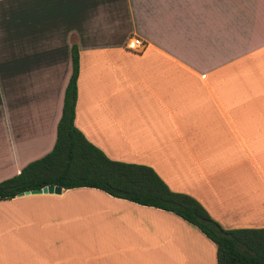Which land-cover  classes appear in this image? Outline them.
<instances>
[{"label": "crops", "instance_id": "1", "mask_svg": "<svg viewBox=\"0 0 264 264\" xmlns=\"http://www.w3.org/2000/svg\"><path fill=\"white\" fill-rule=\"evenodd\" d=\"M134 39L143 45L131 49ZM73 45L74 123L91 143L152 167L224 229L264 227V207L260 222L239 212L256 191L264 205V0H0V181L53 148ZM71 198L94 200L82 205L91 241L44 243L16 260L7 243L2 260L217 264L198 227L95 188L0 200V233L21 228L31 203Z\"/></svg>", "mask_w": 264, "mask_h": 264}, {"label": "trees", "instance_id": "2", "mask_svg": "<svg viewBox=\"0 0 264 264\" xmlns=\"http://www.w3.org/2000/svg\"><path fill=\"white\" fill-rule=\"evenodd\" d=\"M72 72L63 97L53 148L13 177L0 181V200L57 185L95 188L106 194L170 211L198 227L217 248V264H264V227L224 229L194 197L169 188L150 166L110 159L75 126L79 55L71 48Z\"/></svg>", "mask_w": 264, "mask_h": 264}, {"label": "rangeland", "instance_id": "3", "mask_svg": "<svg viewBox=\"0 0 264 264\" xmlns=\"http://www.w3.org/2000/svg\"><path fill=\"white\" fill-rule=\"evenodd\" d=\"M256 174L258 175L257 171ZM259 180L260 179H258V181ZM255 194L258 196L261 192L256 191ZM82 200L83 199L76 201V199L71 198L59 202L57 201L51 205L46 203V206L44 203H31L27 208L28 211L25 210L21 216V218H24L20 222L21 228L16 227L9 233H0V246H6L7 243H9V245L13 244L14 249L9 252V255L11 257L13 254L16 260L24 257H38L39 247L43 246L44 243L69 241L86 243L87 241H91V238L94 236L88 233L89 228L87 227L88 222L86 218L88 210L82 205L84 202L89 204L94 202V200ZM253 204H250L248 211H239L240 215L242 216L243 213H246L249 218L251 213L254 212L252 209L256 210ZM76 209L77 211L79 209L78 218L73 216L74 219L70 220V213L75 215ZM257 210L259 211V209ZM261 220L262 218L258 216V218L255 217L253 221L260 222ZM76 224H78L77 233H75ZM93 226L90 229L91 232L94 231ZM72 229L73 234H70ZM7 254L8 251L6 248L4 250L0 249V264H6L2 258H6ZM48 255L49 254H47V256Z\"/></svg>", "mask_w": 264, "mask_h": 264}, {"label": "water", "instance_id": "4", "mask_svg": "<svg viewBox=\"0 0 264 264\" xmlns=\"http://www.w3.org/2000/svg\"><path fill=\"white\" fill-rule=\"evenodd\" d=\"M62 187L57 185H46L42 188L33 189V190H26L21 192L19 195H27V194H60L62 192Z\"/></svg>", "mask_w": 264, "mask_h": 264}, {"label": "bare ground", "instance_id": "5", "mask_svg": "<svg viewBox=\"0 0 264 264\" xmlns=\"http://www.w3.org/2000/svg\"><path fill=\"white\" fill-rule=\"evenodd\" d=\"M253 195H255V198L257 199L258 198V196L256 195V194H254V192H253ZM260 199H262V198H260ZM258 200H259V198H258ZM264 200V199H263ZM258 202H260V201H258ZM262 203H263V201H262ZM254 205V208H256V210L255 209H252L254 212H252L251 213V215H250V217H256V218H258V216H259V214H261V213H259V212H261L260 210H261V207H264V205H261V203H260V205L259 204H257L256 203V200H255V203L253 204ZM257 209H259V211L257 210ZM236 210V209H235ZM263 210V209H262ZM263 214V213H262Z\"/></svg>", "mask_w": 264, "mask_h": 264}, {"label": "built area", "instance_id": "6", "mask_svg": "<svg viewBox=\"0 0 264 264\" xmlns=\"http://www.w3.org/2000/svg\"><path fill=\"white\" fill-rule=\"evenodd\" d=\"M143 42L140 39H134L132 44L130 45L131 49H135L136 47L142 46Z\"/></svg>", "mask_w": 264, "mask_h": 264}]
</instances>
